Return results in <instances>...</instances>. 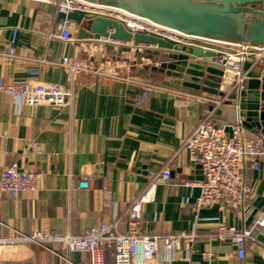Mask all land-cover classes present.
<instances>
[{"label": "crops", "instance_id": "0c3cea01", "mask_svg": "<svg viewBox=\"0 0 264 264\" xmlns=\"http://www.w3.org/2000/svg\"><path fill=\"white\" fill-rule=\"evenodd\" d=\"M62 22L61 13L50 4L0 0V79L7 84L28 80L57 84L76 92L72 103L63 108L47 104L25 107L0 93V172L12 163L42 172L34 193L12 198L0 192V237L14 231L81 235L113 219L121 231H126L133 201L148 191L137 225L141 233L166 236L194 227L197 237L189 251L180 249L170 262L164 261L160 252L147 264H262L261 240L247 241L246 256L239 259L229 241L216 240V228L222 221L239 230L256 212L264 213V158L259 169L247 176L254 197L246 203L244 217L215 207L192 209L200 192L194 184L202 176L200 168L190 161L183 141L205 110L213 108L211 119L219 121L221 127L234 125L239 118L235 101L229 99L234 92L219 107L195 102L189 95L219 96L186 86L184 80L174 82L176 77L162 69L164 53L155 55L150 49L133 48L131 44H105L104 56H95V65L110 58L124 60L131 64L132 75L154 85L145 105L137 106L134 99L138 90L126 82L83 69L72 74L60 64L67 58L82 66L83 48L98 45L76 40L75 24L71 31L75 41L61 40L58 26ZM9 46L15 49L13 57L3 55ZM208 47L217 52L214 60L231 50L224 45ZM230 65L236 67L235 63ZM29 69H37L39 74L29 76ZM249 71L264 78L260 65H251ZM205 77L210 81L214 78ZM245 133L261 135L248 129ZM164 170L169 172V180L160 178ZM104 262L114 264L110 249L104 253ZM89 263L88 254L68 253L56 244L47 248L7 245L0 262Z\"/></svg>", "mask_w": 264, "mask_h": 264}, {"label": "built area", "instance_id": "2783aa9c", "mask_svg": "<svg viewBox=\"0 0 264 264\" xmlns=\"http://www.w3.org/2000/svg\"><path fill=\"white\" fill-rule=\"evenodd\" d=\"M50 4L61 14L72 11H82L89 17H101L122 22L126 29L133 32L151 34L159 38L170 40L176 44L188 46L198 45L204 49H211V45H224L231 50L219 56L218 60L210 59L223 73L220 78L219 97L209 98L205 95H189L195 102H206L212 107H219L231 92H241L247 80L246 72H239L241 66L248 62L250 65L264 67V43L259 46L242 47L226 45L208 39L196 38L181 34L177 31L161 27L139 16L127 13L119 8L92 3L86 0H35ZM74 24L66 19L58 26V37L65 42H74L71 31ZM14 37L11 39V45ZM98 45L83 48V65L69 62L63 58L61 65L72 74L79 69L109 77L115 81L126 82L135 87L138 94L134 103L144 106L148 93L154 85L142 77L130 73L131 64L124 60L110 58L106 62L100 61L95 65V56L103 58L105 44L128 47V44L98 38L93 40ZM208 45V46H206ZM142 45V48H148ZM152 47V46H151ZM215 51V50H214ZM217 53V52H216ZM15 49L9 46L3 54L13 57ZM230 63H235L232 67ZM29 76H37V69H29ZM0 93L10 97L21 106L32 107L47 104L56 108H63L72 103L76 92L73 88L66 89L61 85L40 83L28 80L23 83L7 84L0 79ZM211 110H205L192 133L183 141V148L187 151L190 161L200 167L201 181L195 183L200 190L199 196L192 205L193 210L202 208H217L219 211L231 210L236 215L244 217L245 205L254 197V192L248 181V174L259 169L260 161L264 158V136L245 133L239 117L234 125L215 128ZM226 128L228 130H226ZM42 172L34 169H22L17 163H12L0 172V192L16 198L22 193H34L39 188ZM160 178L169 180V172L164 170ZM82 182L87 184V180ZM81 182H78V186ZM81 187V185H80ZM87 189V186L83 187ZM148 201V191L135 199L129 209L127 229L121 231L117 219L92 226L81 235L61 234L56 231H32L25 234L14 231L7 237H0V262L4 247L7 245L35 244L47 248L49 245H59L65 252H84L89 255V264H104V253L111 250L114 264H147V261L162 252L164 261L170 262L180 249L189 251L196 240L195 228L189 232H179L166 236L146 235L137 229L141 219V207ZM264 227V213L256 212L250 223L239 230L220 221L216 228V240L229 241L235 248L236 256L244 259L246 256V242L257 241L258 234ZM264 264V243L261 251Z\"/></svg>", "mask_w": 264, "mask_h": 264}, {"label": "water", "instance_id": "95a60500", "mask_svg": "<svg viewBox=\"0 0 264 264\" xmlns=\"http://www.w3.org/2000/svg\"><path fill=\"white\" fill-rule=\"evenodd\" d=\"M86 1L119 8L191 37L242 47L259 46L264 43V0ZM61 17L78 27L76 40L93 41L102 37L129 43L133 48L147 45L149 47L146 49L152 50L155 55L166 54L161 59V66L162 69H166L167 75L176 77L174 82L184 80L183 84L186 86L212 95H222L218 88L223 73L209 61L217 57L214 50L204 49L198 45L176 44L151 34L132 33L122 22L101 17L92 18L82 11L61 14ZM179 63L185 65H178ZM250 67V63L245 62L239 69L240 73L246 72L247 82L244 90L232 93L229 99L236 103L238 116L242 118V126L264 136V78H261L258 72L249 71ZM206 74L214 78L211 81L207 80ZM213 124L215 128L221 127L219 121H213ZM258 239L264 243V227Z\"/></svg>", "mask_w": 264, "mask_h": 264}, {"label": "rangeland", "instance_id": "374dc122", "mask_svg": "<svg viewBox=\"0 0 264 264\" xmlns=\"http://www.w3.org/2000/svg\"><path fill=\"white\" fill-rule=\"evenodd\" d=\"M110 2H115V0L113 1V0H109Z\"/></svg>", "mask_w": 264, "mask_h": 264}]
</instances>
